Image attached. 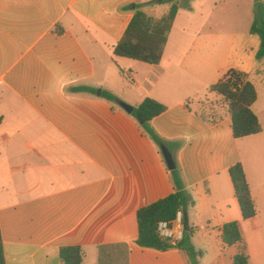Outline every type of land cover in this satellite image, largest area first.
I'll use <instances>...</instances> for the list:
<instances>
[{
  "label": "crops",
  "instance_id": "0c3cea01",
  "mask_svg": "<svg viewBox=\"0 0 264 264\" xmlns=\"http://www.w3.org/2000/svg\"><path fill=\"white\" fill-rule=\"evenodd\" d=\"M264 2V0H261ZM255 0H180L162 61L115 56L137 6L155 19L161 0H0V229L6 264H191L182 251L137 245L138 212L175 192L160 149L120 103L167 107L151 122L193 203L199 264H227L223 227L240 224L250 264H264V62L250 26ZM240 26V25H239ZM247 76L262 132L233 135L228 103L211 87ZM257 70L261 72L257 74ZM123 77L131 80L125 85ZM105 90L111 103L79 88ZM189 104V106L187 105ZM204 111L203 119L198 111ZM244 168L257 216L244 220L229 171ZM236 250V251H234ZM233 264V263H232Z\"/></svg>",
  "mask_w": 264,
  "mask_h": 264
},
{
  "label": "trees",
  "instance_id": "16d2710c",
  "mask_svg": "<svg viewBox=\"0 0 264 264\" xmlns=\"http://www.w3.org/2000/svg\"><path fill=\"white\" fill-rule=\"evenodd\" d=\"M161 3L171 4L170 11L161 19L148 16L139 10V6H137L134 18L126 33L114 48L115 56L149 65H159L161 63L168 38L180 9V0H161ZM250 33L260 37L261 45L256 58L259 63H262L264 62V2L261 0H255L254 21ZM260 72V70H257V74ZM78 90L95 94L111 103L119 102L109 91L85 87ZM211 91L222 96L228 103L233 135L236 139L246 138L262 132L261 123L252 110L258 94L254 84L247 79L245 74L230 70L223 75L218 83L211 87ZM187 105L189 106V104ZM166 110L167 107L162 103L147 98L135 108L132 114L140 123L145 134L160 149L163 147L167 148V143L153 130L151 122L165 113ZM198 113L203 119H206L204 111H198ZM169 173L174 183L175 192L142 208L138 212L139 237L137 245L144 249L163 252L177 249L186 254L191 264H199L201 253L196 250L193 244V229L190 232H185L183 239L178 242L163 239L159 234L160 224L174 221L179 212L183 214L184 221L187 210L193 203L192 196L185 187L177 164L176 169L169 171ZM229 174L243 219L250 220L255 218L257 209L243 166L241 164L235 165L230 169ZM222 239L227 247L235 246L238 248L233 264H250L247 244L243 238L239 223L226 224L222 229ZM83 256V250L80 247H65L61 250L63 264H82ZM0 264H6L1 229Z\"/></svg>",
  "mask_w": 264,
  "mask_h": 264
},
{
  "label": "built area",
  "instance_id": "2783aa9c",
  "mask_svg": "<svg viewBox=\"0 0 264 264\" xmlns=\"http://www.w3.org/2000/svg\"><path fill=\"white\" fill-rule=\"evenodd\" d=\"M159 234L163 239L181 241L185 234L183 214L179 212L174 221L160 224Z\"/></svg>",
  "mask_w": 264,
  "mask_h": 264
},
{
  "label": "rangeland",
  "instance_id": "374dc122",
  "mask_svg": "<svg viewBox=\"0 0 264 264\" xmlns=\"http://www.w3.org/2000/svg\"><path fill=\"white\" fill-rule=\"evenodd\" d=\"M161 5H163L165 9H167V8L170 6L169 3H161ZM253 17H254L253 9H251V10L249 9V10H247L246 12H244V16L241 17V20H244V21H241V22L239 23L240 26H239V25L237 26L238 29L242 31V30L244 29V27L246 28V27L250 26V19L252 20ZM244 24H245V25H244ZM243 25H244V27H243ZM123 81H124L125 85L131 83V80H129L127 77H123ZM200 111H203V110L200 109ZM233 249H236V247H234ZM197 251H198V250H197ZM234 251H236V250H234ZM198 252L206 256L205 251H203V252L198 251ZM234 254L236 255V254H237V251H236ZM227 255H228V257H227V259H226V263H227V264H232V263H233V260H231V258H232L231 256H232V255H230V252H229V254H227ZM235 255H234V257H235ZM234 257H233V258H234ZM200 258H201V257H200ZM200 258H199V260H200ZM188 259H189V258H188ZM190 263H191V262H190ZM201 264H209V257H206V259H205Z\"/></svg>",
  "mask_w": 264,
  "mask_h": 264
},
{
  "label": "water",
  "instance_id": "95a60500",
  "mask_svg": "<svg viewBox=\"0 0 264 264\" xmlns=\"http://www.w3.org/2000/svg\"><path fill=\"white\" fill-rule=\"evenodd\" d=\"M120 106L128 114H133V112L135 110L134 107H132V106L126 104V103H120ZM162 152H163V156H164V159L166 161L168 170L169 171H174L176 169V163H175L171 153L169 152V150L166 147L162 148ZM184 230H185V232H190L191 231V227H190V223H189V219H188L187 215L184 218Z\"/></svg>",
  "mask_w": 264,
  "mask_h": 264
}]
</instances>
